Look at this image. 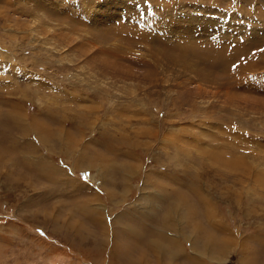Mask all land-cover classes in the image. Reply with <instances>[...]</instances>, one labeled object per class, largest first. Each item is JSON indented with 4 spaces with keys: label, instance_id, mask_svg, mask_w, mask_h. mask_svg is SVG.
<instances>
[{
    "label": "rangeland",
    "instance_id": "374dc122",
    "mask_svg": "<svg viewBox=\"0 0 264 264\" xmlns=\"http://www.w3.org/2000/svg\"><path fill=\"white\" fill-rule=\"evenodd\" d=\"M0 264H264V0H0Z\"/></svg>",
    "mask_w": 264,
    "mask_h": 264
}]
</instances>
